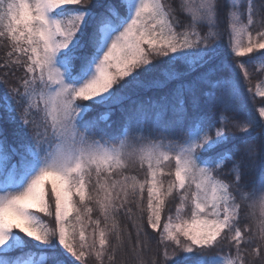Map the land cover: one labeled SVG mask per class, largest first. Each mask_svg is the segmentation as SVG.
I'll return each mask as SVG.
<instances>
[{
	"label": "snow or ice",
	"instance_id": "6c2138e0",
	"mask_svg": "<svg viewBox=\"0 0 264 264\" xmlns=\"http://www.w3.org/2000/svg\"><path fill=\"white\" fill-rule=\"evenodd\" d=\"M0 38L20 129L0 132V264H264V106L245 103L264 2L0 0ZM222 113L249 133L231 183L227 129L211 134ZM245 169L259 173L247 191ZM153 233L165 250L149 261ZM221 245L235 255L208 254Z\"/></svg>",
	"mask_w": 264,
	"mask_h": 264
},
{
	"label": "trees",
	"instance_id": "16d2710c",
	"mask_svg": "<svg viewBox=\"0 0 264 264\" xmlns=\"http://www.w3.org/2000/svg\"><path fill=\"white\" fill-rule=\"evenodd\" d=\"M240 2L245 4V8L247 5V0H240ZM264 0H255L256 6L259 7ZM98 4V2H96ZM104 3V0H100L99 4ZM78 7V6H75ZM223 26V25H222ZM225 43H227V38H225ZM8 48L6 46V41L0 38V66L3 65L4 59L7 56ZM253 55V54H249ZM258 55V54H256ZM242 60L247 61L248 57L240 58ZM182 69V67H181ZM250 72V81H246L248 87L252 89L257 85L259 82L263 81L264 79V63H256L254 66L249 67ZM4 72L2 67H0V78H2ZM195 75V73H193ZM241 75L242 72H241ZM9 80L14 82L15 77L9 75ZM176 86V81L169 82L165 88L163 89H155L153 92L149 93V95L158 96L163 94V92L169 91L170 89ZM8 94V87L0 84V132H4L7 134L8 139L10 142H17L20 139V129L18 127V122H14L9 119V114L5 111V97ZM246 100V110L253 112L256 114L257 108L264 106L261 105V101L264 100V97H249L247 94ZM94 113H90L89 115H93ZM12 115H18L17 113H13ZM221 115L227 120V123L218 122L215 127L213 128H221L224 127L226 130V135L229 137V144L227 145L228 148H234L233 156L231 160L225 161V163L221 166L219 170V178L222 179L225 183H231L235 179L236 171L234 170V166L237 164H244L247 165L249 159L251 158L247 151L246 145L244 140L247 139L249 133L241 132L239 128L233 127L234 124L239 123L241 126L245 125L246 121L243 119L237 120L234 119L231 113ZM122 114L119 110H113V115L111 117L112 128L113 130L118 129L122 122ZM260 132V129H255L251 131L250 134L252 136L257 135ZM254 175V172H249L246 169L244 170V183L248 186L246 191L250 189L252 182L249 180ZM256 177V176H255ZM255 180V178H254ZM254 183V182H253ZM252 187V186H251ZM172 208L174 210L175 203H173ZM250 209L247 206L241 209V215H244L246 212H249ZM151 231V229H149ZM153 236H157L156 233H153ZM174 246H169L167 249L169 252L173 250ZM164 246L158 242L157 239L150 241L147 248L145 249L143 255L146 260H151L153 257L155 258H162L164 252ZM209 255H219L222 258H228L235 255V248L230 245H221L219 248L212 249ZM199 253L196 254H183L180 253L177 256V260L179 264H195V261L199 257ZM123 259H128L127 256H123Z\"/></svg>",
	"mask_w": 264,
	"mask_h": 264
},
{
	"label": "rangeland",
	"instance_id": "374dc122",
	"mask_svg": "<svg viewBox=\"0 0 264 264\" xmlns=\"http://www.w3.org/2000/svg\"><path fill=\"white\" fill-rule=\"evenodd\" d=\"M95 2H98V4L100 3V0H95ZM245 10H246V8H245ZM182 67V69H183V67L184 66H181ZM243 74V73H242ZM241 79L243 80V75H241ZM257 88H259L261 91H264V79H263V81H261V82H259L257 85H255V87L252 89V91L253 92H255L256 90H257ZM248 95L249 97H252V94L251 93H249L248 92V85H247V83L245 82V95ZM258 97H260V96H258ZM256 114L258 115V108H257V112H256ZM225 119V118H224ZM225 121H227L226 119H225ZM262 123H264V121H262ZM221 128H223V129H225L224 127H221ZM215 130H216V128H213L212 129V135H214L215 134ZM226 134V133H225ZM173 167H174V162H173ZM135 170H130V173H132V172H134ZM235 176H236V174H235ZM256 176V177H255ZM258 176H259V173H258V171H256V172H254V175L249 179L251 182H252V184H251V186L253 185V182H256L257 180H258ZM254 178H255V180H254ZM165 179H167L166 177H165ZM251 186H250V188H251ZM94 215H95V213H94Z\"/></svg>",
	"mask_w": 264,
	"mask_h": 264
}]
</instances>
